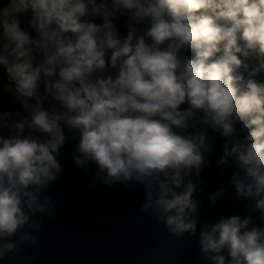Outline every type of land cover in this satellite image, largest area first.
Masks as SVG:
<instances>
[{"label":"clouds","instance_id":"obj_1","mask_svg":"<svg viewBox=\"0 0 264 264\" xmlns=\"http://www.w3.org/2000/svg\"><path fill=\"white\" fill-rule=\"evenodd\" d=\"M0 69L26 113L0 109V260L35 245L54 214L44 193L67 129L73 162L95 164L105 185L142 186L141 212L174 239L197 236L215 133L216 163L233 166L226 184L259 223L205 222L200 258L264 264V0H0Z\"/></svg>","mask_w":264,"mask_h":264},{"label":"water","instance_id":"obj_2","mask_svg":"<svg viewBox=\"0 0 264 264\" xmlns=\"http://www.w3.org/2000/svg\"><path fill=\"white\" fill-rule=\"evenodd\" d=\"M123 19L115 22L122 35L126 31ZM246 62L252 66L251 61ZM254 78L264 82L259 74ZM65 136L57 155L62 171L44 193L54 204V214L43 216L35 245H23L0 264H205L197 245L199 228L205 222L249 214L259 223L257 214L246 210L247 202L238 200L234 189L226 184L233 166L231 162L216 163L222 140L215 133H210L213 151L200 175L198 187L203 191L194 194L199 201L197 236L182 239L170 237L154 215L141 212L142 186H108L93 179L95 164L87 165V173L78 167L72 160L77 141L67 129ZM220 188L224 192L213 206L209 194Z\"/></svg>","mask_w":264,"mask_h":264},{"label":"trees","instance_id":"obj_3","mask_svg":"<svg viewBox=\"0 0 264 264\" xmlns=\"http://www.w3.org/2000/svg\"><path fill=\"white\" fill-rule=\"evenodd\" d=\"M25 28H27V23L25 19V23L23 25ZM29 31H31L30 28H28ZM259 75L264 79V72L259 73ZM7 83L5 73L2 69H0V84ZM47 106V105H46ZM0 109L8 112L17 113L19 112L20 115L16 118L19 119L20 116L25 115L26 113L22 112L19 108V103L15 101V99L6 91H4L3 87H0ZM1 132L4 135L8 134V129L4 128L1 129Z\"/></svg>","mask_w":264,"mask_h":264},{"label":"rangeland","instance_id":"obj_4","mask_svg":"<svg viewBox=\"0 0 264 264\" xmlns=\"http://www.w3.org/2000/svg\"><path fill=\"white\" fill-rule=\"evenodd\" d=\"M0 135H4V134L1 132V129H0Z\"/></svg>","mask_w":264,"mask_h":264}]
</instances>
